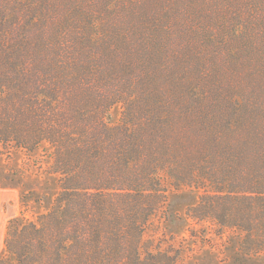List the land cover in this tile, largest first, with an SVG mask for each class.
I'll return each mask as SVG.
<instances>
[{
    "label": "trees",
    "instance_id": "1",
    "mask_svg": "<svg viewBox=\"0 0 264 264\" xmlns=\"http://www.w3.org/2000/svg\"><path fill=\"white\" fill-rule=\"evenodd\" d=\"M41 148L57 192L0 264H180L145 237L179 185L264 264V0H0V155Z\"/></svg>",
    "mask_w": 264,
    "mask_h": 264
},
{
    "label": "rangeland",
    "instance_id": "2",
    "mask_svg": "<svg viewBox=\"0 0 264 264\" xmlns=\"http://www.w3.org/2000/svg\"><path fill=\"white\" fill-rule=\"evenodd\" d=\"M121 110L120 106L112 109L105 121L109 125L117 124ZM6 151L0 155V255L9 220L35 219L50 207L57 192L56 176L46 172L49 159L43 148L35 153L12 150L7 154ZM169 188V209L175 222L166 224L163 214L158 213L152 218L145 237L154 233L158 237L166 235V241L172 242L182 255L180 264H239L235 258L237 243L230 231L221 229L211 219L186 218V209L198 202L201 191L183 185Z\"/></svg>",
    "mask_w": 264,
    "mask_h": 264
}]
</instances>
